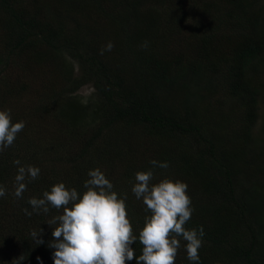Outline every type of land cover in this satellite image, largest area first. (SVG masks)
Here are the masks:
<instances>
[{
  "label": "trees",
  "instance_id": "trees-1",
  "mask_svg": "<svg viewBox=\"0 0 264 264\" xmlns=\"http://www.w3.org/2000/svg\"><path fill=\"white\" fill-rule=\"evenodd\" d=\"M263 93L264 0H0V110L26 122L0 153V264H54L46 221L63 210L23 209L57 182L82 194L96 167L127 194L137 237L150 213L131 188L152 168L154 182L188 184L185 227L205 233L199 264H264V145L253 132ZM16 159L41 169L19 199ZM184 244L175 264H192ZM132 247L142 254L139 239Z\"/></svg>",
  "mask_w": 264,
  "mask_h": 264
},
{
  "label": "clouds",
  "instance_id": "clouds-1",
  "mask_svg": "<svg viewBox=\"0 0 264 264\" xmlns=\"http://www.w3.org/2000/svg\"><path fill=\"white\" fill-rule=\"evenodd\" d=\"M113 47V42L109 41L102 47L101 54ZM142 47L147 48L148 42H143ZM25 126L23 120L12 121L10 109L0 110V153L15 143ZM13 163L18 165L13 194L19 199L27 191V183L38 179L41 169L30 164L21 165L19 159ZM150 164L161 169L169 166L155 159ZM87 176L83 185L86 190L82 194L75 187L57 182L44 191L41 198H29L32 212L23 209L27 216L41 210L47 214L50 207L63 210L62 214L46 221L50 226L55 225L54 240L49 244L55 249L54 264H126L133 259L136 264H175L181 240L185 242L187 259L199 264L205 233L203 226L198 229L185 227L194 211L186 182L168 177L154 182L152 168L135 173L131 191L150 213L145 216L137 237L127 213V194L118 195L99 167L90 169ZM6 194L5 186L0 184V197ZM39 232L33 230L32 238L35 239ZM137 239L143 246L138 257L132 247ZM35 242L43 243L42 240Z\"/></svg>",
  "mask_w": 264,
  "mask_h": 264
},
{
  "label": "rangeland",
  "instance_id": "rangeland-1",
  "mask_svg": "<svg viewBox=\"0 0 264 264\" xmlns=\"http://www.w3.org/2000/svg\"><path fill=\"white\" fill-rule=\"evenodd\" d=\"M49 67H50V65H49ZM75 71H76V73L78 72L77 66H76ZM40 73L37 76H39ZM41 75H43V76L45 75L46 79H48L49 77H56L58 75V70L57 71L55 70L53 72V74L50 75L47 72L46 67H44ZM38 87H39V84L37 83L35 85V90H37V91L39 90L41 92L42 89L38 88ZM93 92H94V88H92L91 85H85L79 89L77 94L82 96L83 101L88 102L89 99L93 96ZM36 94H38V93L35 91L32 93L33 96H35ZM36 97H38V96H36ZM22 100H23V102H25V100H28L27 92H24V94L22 95ZM13 105H14V111H13V113H14L15 111L17 112L19 110V107H18L19 103L13 102ZM23 111H24V108L22 109V111L20 113H22ZM258 113H259V118H258L257 124L254 127L253 132H254V137H255L257 143L259 145H264V93L260 98ZM52 131H54L59 138H61V139L63 138L64 134L62 131H60V129H57V131L54 129ZM24 151L27 152V149H24Z\"/></svg>",
  "mask_w": 264,
  "mask_h": 264
}]
</instances>
